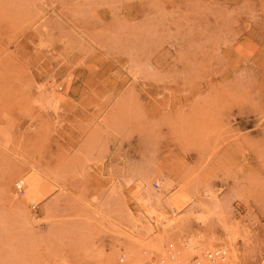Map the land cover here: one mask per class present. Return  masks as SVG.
I'll return each instance as SVG.
<instances>
[{
  "label": "rangeland",
  "instance_id": "374dc122",
  "mask_svg": "<svg viewBox=\"0 0 264 264\" xmlns=\"http://www.w3.org/2000/svg\"><path fill=\"white\" fill-rule=\"evenodd\" d=\"M222 224L264 264V0H0V264Z\"/></svg>",
  "mask_w": 264,
  "mask_h": 264
},
{
  "label": "bare ground",
  "instance_id": "6f19581e",
  "mask_svg": "<svg viewBox=\"0 0 264 264\" xmlns=\"http://www.w3.org/2000/svg\"><path fill=\"white\" fill-rule=\"evenodd\" d=\"M166 222L164 221L165 225L167 224ZM223 224L221 225L222 230L220 233H216L214 230H207V229L200 230V232L197 234L198 236L194 235V236L198 237V238L196 237L197 240L191 241V242L189 240L187 244L185 243L186 245L184 246V250H185L184 254L182 252V256H181L179 253V256H181V258L178 257V259H177V256H176L175 259H177V260H172V261L169 260L170 262L167 261L168 263L165 262L164 264H237L238 260H237L236 252H235L236 248L234 249V245H236V244H234V241L236 240L235 238L237 236H239V234H240L238 232L240 230V228L239 227L237 228V226H235V225L231 226V225H223ZM166 227H168V226H166ZM143 230L140 229L138 231H130L129 233L126 234L127 238H126V242L123 246V248L125 249V250L123 249V252L126 251V252H124L127 254V255H125L128 258V259L126 258V260L129 261L130 264H132V263L133 264L134 263L139 264V262L137 261L138 259L140 260L141 264H142V262L145 264H151L152 262L149 259H146L144 262L143 259H145L147 257L143 256L144 254L140 255L139 253H141V251H142V252H144V253L146 252L148 254L146 249L149 248V251L152 248L157 249V246L155 243H157L158 241L157 240H156V242L153 241V240H155V238H159V242L162 243L159 235H155L156 237L152 238V235L150 234L151 238H152V239H150V237L148 235H146V233L144 232L145 230L144 231ZM149 232L150 231H148L147 233L149 234ZM161 237L164 239L163 236H161ZM180 247H181V243H180ZM159 248H160V246H159ZM220 248H222L225 251L224 257L223 258H217L213 261L210 260L209 256L213 252L217 251ZM175 249H176V247H175ZM161 250L162 249L160 248V250H158V251H161ZM181 250H183V246H182ZM178 251H180V250H178ZM156 252H157V250H156ZM151 253H153V251L150 252V255H152ZM164 253L167 254V252H164ZM175 253H176V251H175ZM133 254H136V255L134 256ZM131 255H133V257H131ZM136 256H138V257L141 256V259L136 257ZM170 256L172 257L173 255H170ZM134 257H136V259H133ZM159 258H161V259H159L156 264L163 262L165 259L164 255H163V259H162V257H159ZM168 258H169V256H168Z\"/></svg>",
  "mask_w": 264,
  "mask_h": 264
},
{
  "label": "built area",
  "instance_id": "2783aa9c",
  "mask_svg": "<svg viewBox=\"0 0 264 264\" xmlns=\"http://www.w3.org/2000/svg\"><path fill=\"white\" fill-rule=\"evenodd\" d=\"M224 250L222 249V248H220V249H218L217 251H215V252H213L210 256H209V258H210V260H215V259H217V258H223L224 257Z\"/></svg>",
  "mask_w": 264,
  "mask_h": 264
}]
</instances>
